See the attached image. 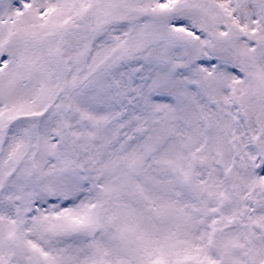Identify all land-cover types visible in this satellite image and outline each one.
<instances>
[{"label": "snow or ice", "instance_id": "1", "mask_svg": "<svg viewBox=\"0 0 264 264\" xmlns=\"http://www.w3.org/2000/svg\"><path fill=\"white\" fill-rule=\"evenodd\" d=\"M0 264H264V0H0Z\"/></svg>", "mask_w": 264, "mask_h": 264}]
</instances>
